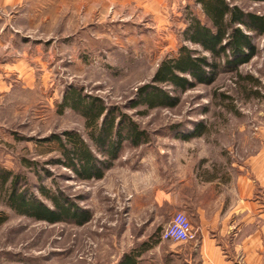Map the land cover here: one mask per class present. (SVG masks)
Instances as JSON below:
<instances>
[{"label": "rangeland", "instance_id": "374dc122", "mask_svg": "<svg viewBox=\"0 0 264 264\" xmlns=\"http://www.w3.org/2000/svg\"><path fill=\"white\" fill-rule=\"evenodd\" d=\"M228 1L264 15V0ZM32 4L26 15L0 18V165L24 175L40 198L39 184L61 191L91 219L80 225L34 220L13 212L0 195V264H117L180 211L174 199L181 176L222 175L231 156L239 159L260 144L264 32L253 33L256 54L237 72H219L215 81L185 91L161 84L176 103L146 108L133 105L136 94L152 83L161 60L174 57L180 45L199 50L182 34L189 14L205 20L197 0ZM75 88L122 111L148 134L146 144L124 143L101 179L79 180L52 162L61 157L59 144L47 139L66 130L79 133L103 157L82 116L67 107L59 111L64 92ZM197 125L205 127L202 135L178 137ZM169 249L155 245L138 264H163Z\"/></svg>", "mask_w": 264, "mask_h": 264}, {"label": "trees", "instance_id": "16d2710c", "mask_svg": "<svg viewBox=\"0 0 264 264\" xmlns=\"http://www.w3.org/2000/svg\"><path fill=\"white\" fill-rule=\"evenodd\" d=\"M197 3L205 20L189 14L182 34L184 40L197 45L199 50L180 45L174 57L163 58L151 77L152 83L138 89L133 105L142 104L146 108L173 106L177 98L159 85L185 91L197 82L215 81L219 72H237L240 65L256 54L253 33L263 34L264 15L244 11L228 0H197ZM61 98L59 111L67 107L82 116L89 140L93 142L95 151L103 156L96 155L77 132L66 130L62 136L53 134L49 137L47 140L59 144L61 156L52 162L71 170L77 179L89 181L103 178L119 158L124 143L134 147L149 142L145 130L122 111L107 107L99 97L85 95L75 88L68 89ZM204 129L203 125H197L191 132L179 133L178 137L188 140L202 135ZM31 189L24 175L0 165V195L5 205L16 214L48 223L67 221L76 225L91 219L88 210L78 208L61 191H52L39 184L36 189L40 198ZM4 221L5 218L0 217V224ZM157 230L138 249L124 253L117 264H138L142 254L161 241ZM164 264H169L168 260Z\"/></svg>", "mask_w": 264, "mask_h": 264}, {"label": "crops", "instance_id": "0c3cea01", "mask_svg": "<svg viewBox=\"0 0 264 264\" xmlns=\"http://www.w3.org/2000/svg\"><path fill=\"white\" fill-rule=\"evenodd\" d=\"M32 1L0 0V18L9 22L17 13L26 15ZM179 181V198L174 203L187 214L195 240L159 241L157 246L170 247L162 261L264 264V134L251 154L239 159L231 156L224 174L218 170L203 176L185 173Z\"/></svg>", "mask_w": 264, "mask_h": 264}, {"label": "built area", "instance_id": "2783aa9c", "mask_svg": "<svg viewBox=\"0 0 264 264\" xmlns=\"http://www.w3.org/2000/svg\"><path fill=\"white\" fill-rule=\"evenodd\" d=\"M195 230L185 212L182 210L175 212L166 226L160 231V240L187 242L195 240Z\"/></svg>", "mask_w": 264, "mask_h": 264}]
</instances>
